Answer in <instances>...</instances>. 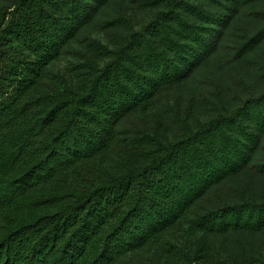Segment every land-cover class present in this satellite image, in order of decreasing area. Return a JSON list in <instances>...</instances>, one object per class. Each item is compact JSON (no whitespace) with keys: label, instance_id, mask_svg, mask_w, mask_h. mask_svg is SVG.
<instances>
[{"label":"trees","instance_id":"1","mask_svg":"<svg viewBox=\"0 0 264 264\" xmlns=\"http://www.w3.org/2000/svg\"><path fill=\"white\" fill-rule=\"evenodd\" d=\"M108 1L0 0V264H264V186L234 180L264 177V89L219 84L264 0H131L139 27Z\"/></svg>","mask_w":264,"mask_h":264},{"label":"rangeland","instance_id":"2","mask_svg":"<svg viewBox=\"0 0 264 264\" xmlns=\"http://www.w3.org/2000/svg\"><path fill=\"white\" fill-rule=\"evenodd\" d=\"M119 9L130 12L136 27H139L141 24H143L150 16L148 10H142L133 7L131 0H109L98 13L96 21L115 14ZM96 21L86 25L84 28H82L80 33L90 34L93 37L100 38L103 42H108V30L99 28L96 25ZM242 22L246 26L250 25L249 20L243 19ZM259 60L264 63V43L225 67L221 75H219V84L223 85L224 88H228L229 98L237 102L242 97L244 98L248 95V90L244 89L243 86L237 83L235 80L238 75L244 79L251 89H264V77L260 75V68L258 66ZM64 64V58L61 57L57 61L56 66L62 68ZM215 76V71L210 70L208 67L201 68L197 70L186 82L179 86L178 93L181 95L182 99L192 97L195 100H198L200 95L203 94L211 100V83L214 82L213 79ZM169 99L172 101L171 96H169ZM158 107L159 112L163 114V118L161 120L166 124V122H168V117L166 116L165 111V99L159 104ZM197 113L202 119H206L210 116L211 112L206 107L200 105V107L197 109ZM146 119L150 121L149 124L152 123V120L149 117H146ZM260 147L261 145L258 148L257 154L261 153ZM241 179L249 180L254 188L264 186V177L252 174L250 172H245L237 176L234 180L238 181Z\"/></svg>","mask_w":264,"mask_h":264}]
</instances>
